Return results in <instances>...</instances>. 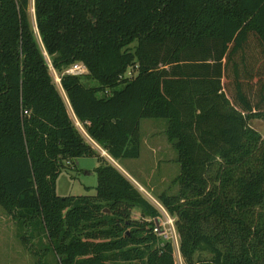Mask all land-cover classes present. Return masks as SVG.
<instances>
[{
	"label": "trees",
	"instance_id": "1",
	"mask_svg": "<svg viewBox=\"0 0 264 264\" xmlns=\"http://www.w3.org/2000/svg\"><path fill=\"white\" fill-rule=\"evenodd\" d=\"M28 5L0 0V206L24 246L38 255L29 241L45 239L54 264H175L157 208L73 116L115 161L139 157L141 119L164 118L178 190L157 200L184 263L264 264V135L250 124L264 123V0H34L41 45ZM76 62L87 72L63 73ZM84 156L101 163L95 194L58 195Z\"/></svg>",
	"mask_w": 264,
	"mask_h": 264
},
{
	"label": "rangeland",
	"instance_id": "2",
	"mask_svg": "<svg viewBox=\"0 0 264 264\" xmlns=\"http://www.w3.org/2000/svg\"><path fill=\"white\" fill-rule=\"evenodd\" d=\"M34 12V0H29L28 18L41 45L35 25ZM135 44L136 42L130 46L134 48ZM46 59L50 62L47 55ZM50 72L69 109L65 91L55 80L54 72ZM87 82L96 83L94 81ZM250 124L264 135V123L262 120L253 119ZM167 126L168 122L164 118H144L140 120L141 145L138 158L112 161L95 146L108 162L115 165L131 182L133 181L134 186L146 199L151 200L150 202H153V199H157V196L163 191L175 193L178 190V184L174 182L179 172L177 151L166 135ZM100 164L99 159L89 156L78 158L75 165L67 164L66 162L56 180V193L60 196L95 194L97 168ZM132 214L136 218L140 216L139 211L136 209L133 210ZM24 233L25 230L19 229L15 219L0 206V264H35L37 258L54 264L55 256L50 252L46 253V250L43 252L46 240L43 239L44 245H37L36 237L29 241L30 244L32 243L30 246L35 251L40 252V254L34 255L24 246L21 240L20 236ZM173 256L175 264H185L176 246H173Z\"/></svg>",
	"mask_w": 264,
	"mask_h": 264
},
{
	"label": "built area",
	"instance_id": "3",
	"mask_svg": "<svg viewBox=\"0 0 264 264\" xmlns=\"http://www.w3.org/2000/svg\"><path fill=\"white\" fill-rule=\"evenodd\" d=\"M48 67L50 71H53L55 74V80L60 84V75L56 73V70L52 66L51 62H48ZM87 69L86 67L79 62H76L72 64L70 67L65 69L63 73H69V74H83L86 73ZM58 74V75H57ZM126 75L132 76L133 73L131 70H128ZM74 117V123L79 128V130L82 132V134L86 137V139L95 147H98V144L92 140L84 130L82 124L78 121V119ZM101 153L108 158H110L112 161H114L104 149H100ZM69 163V162H68ZM133 179V178H132ZM133 182V181H132ZM141 188V187H140ZM151 201V200H150ZM158 210L159 215L155 216L153 218H149V220L153 224V231L160 236L164 241H169L173 246H176L177 249H179V236L176 230L175 226V218L167 211V209L157 200L153 199V202H151ZM178 236V237H177Z\"/></svg>",
	"mask_w": 264,
	"mask_h": 264
},
{
	"label": "crops",
	"instance_id": "4",
	"mask_svg": "<svg viewBox=\"0 0 264 264\" xmlns=\"http://www.w3.org/2000/svg\"><path fill=\"white\" fill-rule=\"evenodd\" d=\"M97 148H98L99 150H100V149H102V148H101L99 145H98V147H97Z\"/></svg>",
	"mask_w": 264,
	"mask_h": 264
}]
</instances>
